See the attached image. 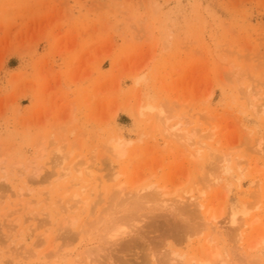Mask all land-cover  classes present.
Segmentation results:
<instances>
[{
	"label": "rangeland",
	"instance_id": "374dc122",
	"mask_svg": "<svg viewBox=\"0 0 264 264\" xmlns=\"http://www.w3.org/2000/svg\"><path fill=\"white\" fill-rule=\"evenodd\" d=\"M261 147L264 0H0V264H264Z\"/></svg>",
	"mask_w": 264,
	"mask_h": 264
},
{
	"label": "bare ground",
	"instance_id": "6f19581e",
	"mask_svg": "<svg viewBox=\"0 0 264 264\" xmlns=\"http://www.w3.org/2000/svg\"><path fill=\"white\" fill-rule=\"evenodd\" d=\"M252 101V103H251V105H253L254 107H256V105L254 104V102H253V100H251ZM261 106H262V104H261ZM152 109V108H151ZM163 114V113H162ZM160 118L161 119H163V116L162 115H160ZM169 132H170V129H167ZM178 130H180V132H182L181 131V129L180 128H178ZM178 130H177V132H178ZM180 132H178L179 133V135L181 136V134H180ZM171 134H173L172 132H170ZM178 133H176V135L178 134ZM193 133V132H192ZM175 134V133H174ZM188 135H189V138L187 139V138H183L184 136H183V134H182V136H181V138H183L185 141H189L190 143H191V141H193L194 142V136H196V135H191L190 133H187ZM178 135V136H179ZM124 141V140H123ZM123 141L122 140H117V141H114L113 143H112V146H113V150H114V152L116 153V155H118V156H122L123 154H124V150H123V148H122V146H123ZM261 145V144H260ZM204 146H205V144H204ZM207 147V146H206ZM264 150V148H260V151L262 152ZM58 151L60 152V153H62L63 151H62V149L61 148H58ZM63 157H62V162H61V165H62V169H60L61 171H60V177H63V178H65V177H67V176H69L71 173H72V171L74 170V172H76L77 171V173L80 175V182H82V181H84V175H88V177L90 176V179H92L91 177H94V173H93V168H91L90 166H88V164L86 165V166H84V165H80V166H78L77 168L76 167H74V165H67L66 166V164H65V162H66V158L64 157V155H62ZM227 155H225V157H226ZM224 157V158H225ZM225 159H227V157L225 158ZM78 163V162H77ZM82 164V163H81ZM59 177V178H60ZM75 177V176H74ZM76 178V177H75ZM114 178L115 179H119L120 178V174L119 173H117V174H115V176H114ZM98 179L97 178H94V181L96 182ZM84 185L83 186H81V189H82V194L85 192V191H87V187H86V185H85V183H83ZM124 186H125V183L124 182H121L120 184H119V189H120V191L121 192H125V188H124ZM150 187H152V186H150ZM147 188V187H146ZM146 188H142V189H139L138 191H137V193H141L142 191H145V189ZM157 189L158 190H161V189H163V188H159V187H157ZM19 195L18 196H22L23 194H22V192L20 191L19 193H18ZM75 196V198L76 199H74V203L73 204H71L69 201V203H67V205H65L64 206V209H65V211H67L68 213H72V211L74 210V209H76L77 208V206L79 205V203H80V200L81 199H78L79 197L81 198L82 197V195L81 194H75L74 195ZM21 201V200H20ZM84 202V201H83ZM198 207H199V209L201 210V212H202V214H203V217H204V219L206 220L205 221V226H207V227H209L210 225H215L214 226V228L216 227V228H218V229H220L221 228V225H220V223L218 222V221H215L216 219L214 218V217H212L211 219H208V213L210 212V208H211V206L210 207H208L207 206V202H206V200L205 199H203V200H201L200 201V203H198ZM231 214V213H230ZM233 214V216H232V218L228 221V223L227 224H233V225H239V228L241 229V231H240V233H239V235H238V239H239V241L241 242V243H243V244H245L244 242L246 241V239L248 238V235H249V233H250V231L252 230V228H253V226H254V222L255 221H251L248 217V213H246V214H244V216H243V222L242 223H239V221H238V218H237V216L235 215L236 213H232ZM211 217V216H210ZM230 218V217H229ZM76 221H77V218H72V224H76ZM13 222H15V221H12V220H10V223H9V225L7 226L8 227V231H10V233H9V239H12V233H13V231L15 230V226H14V224H13ZM211 227H213V226H211ZM110 229V228H109ZM117 231H119V225L118 224H115V225H113V227L109 230V231H107V234H108V236L110 237V238H112V239H115V238H117L118 237V235H119V233L117 232ZM257 246H256V244H251V245H249L248 246V248L246 249V250H253V249H255ZM34 252H32V255H34V257H37V260L39 261V260H41L42 258H45L46 256H47V254L45 255L44 253L43 254H39V253H37L38 255L36 256L35 254H36V252L33 254ZM58 250H57V252H54L53 254H50L49 256L50 257H52V258H56L57 256H58ZM31 257V256H30ZM19 259V255H15L14 257H13V261L15 262V263H18L20 260H18ZM29 260H30V258H28ZM44 261V260H43ZM205 262V261H204ZM204 262H202L203 264H205ZM36 263V262H35ZM40 263V262H39ZM31 264H34V263H31ZM42 264V263H41ZM45 264H48L47 262H45ZM51 264V263H50ZM53 264H57V263H53Z\"/></svg>",
	"mask_w": 264,
	"mask_h": 264
}]
</instances>
